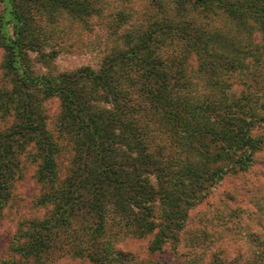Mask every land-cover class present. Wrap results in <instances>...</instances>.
I'll list each match as a JSON object with an SVG mask.
<instances>
[{
    "label": "trees",
    "instance_id": "obj_1",
    "mask_svg": "<svg viewBox=\"0 0 264 264\" xmlns=\"http://www.w3.org/2000/svg\"><path fill=\"white\" fill-rule=\"evenodd\" d=\"M143 1L0 0V220L27 163L39 188L0 264L180 259L210 195L215 212L199 219L233 224L245 210L249 263L264 264V0ZM217 15L238 38L211 26ZM94 20L107 39L97 67L56 69V46ZM127 238H149L146 256L122 249Z\"/></svg>",
    "mask_w": 264,
    "mask_h": 264
},
{
    "label": "rangeland",
    "instance_id": "obj_2",
    "mask_svg": "<svg viewBox=\"0 0 264 264\" xmlns=\"http://www.w3.org/2000/svg\"><path fill=\"white\" fill-rule=\"evenodd\" d=\"M112 1V0H111ZM116 3L121 6H127L134 10H140L144 5L143 0H114ZM166 6H171L173 0H162ZM189 17L194 18L193 13H189ZM203 21V20H201ZM94 27L92 30H81L78 33V30L67 35L63 43V46H60L58 53L52 61V65L58 70H71L82 65H90L92 67H97L100 62L101 56L103 55V50L106 45V35L101 26L100 22L94 20ZM211 26L218 28L222 31H225L233 37H237L235 30V24L230 20L225 18L222 15H217V18L214 22L211 23ZM0 52V61H1ZM31 56L35 59V53H31ZM39 61V60H38ZM35 67L38 68L40 65L39 62H34ZM2 79V71L0 68V81ZM46 111L49 114H55L58 111V101L53 98L48 100L46 103ZM22 179L19 181V187L17 188L18 195L16 199L11 202V212L9 215L3 217L0 220V256H3L5 251L3 248L7 245L8 241L15 234L19 223L22 218L29 217L32 212V201L39 192L38 185L34 179V167L32 164L27 163L23 170ZM250 174H245L236 179L245 180L249 178ZM233 178V177H232ZM228 179L225 181L224 185L227 186L230 182ZM220 192V188H219ZM215 196L210 195L204 200L202 204L195 207L190 212V217L187 222L186 231L184 233V240L182 242L183 246L180 249V253L184 255L180 259L177 258L171 251L167 249L165 252L158 253L155 256V264H181L185 260V256L190 257L197 254L199 251H204V255L199 260H202V264H210L212 257L214 255H220L222 263L217 264H251L249 263V253L253 248H256L252 244L251 240L243 234L244 229L243 224L247 221V216L245 210L239 209L238 216L240 217L237 223L227 225L220 224L215 225V222H209L207 220H200L199 217L202 216H211L215 209L212 208V204L215 203ZM243 206L246 204V200H242ZM19 205L22 207L19 208ZM36 214L32 216H39L43 214V207L36 208ZM10 211V210H9ZM205 214V215H204ZM208 214V215H207ZM206 224V229L209 232L215 231L217 227L219 232H212V239L206 237L201 238L200 233H196L198 229L197 225ZM209 227V228H208ZM198 231V230H197ZM216 233V234H215ZM209 237V236H208ZM191 239V241H190ZM193 239V241H192ZM149 238H137V239H125L123 242H120L119 246L122 249L129 250L133 252L136 256H146L147 254V245ZM125 242V243H124ZM214 258V257H213ZM218 262V261H216ZM61 264H65L64 262ZM70 264V263H69ZM153 264V263H152Z\"/></svg>",
    "mask_w": 264,
    "mask_h": 264
}]
</instances>
